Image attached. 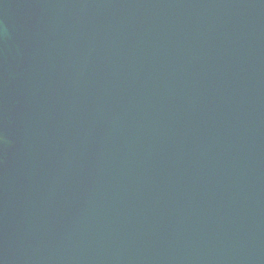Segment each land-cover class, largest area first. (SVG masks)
Segmentation results:
<instances>
[{
	"label": "water",
	"instance_id": "1",
	"mask_svg": "<svg viewBox=\"0 0 264 264\" xmlns=\"http://www.w3.org/2000/svg\"><path fill=\"white\" fill-rule=\"evenodd\" d=\"M0 264H264V0H0Z\"/></svg>",
	"mask_w": 264,
	"mask_h": 264
}]
</instances>
